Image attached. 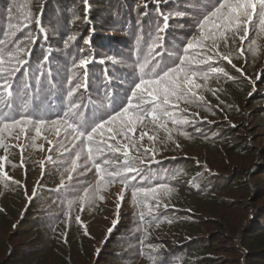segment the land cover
Here are the masks:
<instances>
[{
  "label": "trees",
  "instance_id": "trees-1",
  "mask_svg": "<svg viewBox=\"0 0 264 264\" xmlns=\"http://www.w3.org/2000/svg\"><path fill=\"white\" fill-rule=\"evenodd\" d=\"M146 2L147 9L145 8ZM207 2L208 0H175L173 3L169 0L168 3H164L161 0V10L169 15V27L166 34H162L165 36L162 47L155 49L153 52L155 59L151 60L150 63H155L162 57L164 62L171 63L174 57H169L168 52L177 49L182 51L189 37L197 34L193 25ZM10 6L13 8V16L15 17L13 23H22L29 12L32 16L30 28L17 30L15 36L11 34V30H7V9ZM178 12L183 13V15H177ZM37 16H40L42 25L39 28L35 22ZM158 26H163V20L156 11L154 0H88L87 8L84 0H0V40L22 41L18 46L24 48L25 58H28L27 53L29 50L31 51L28 63L16 77L20 82V91L28 94V110L35 108L40 113L46 114L49 119H55L67 111V93L70 89H75L72 100L80 103L81 111L86 120L106 116L111 111L121 109L126 104L134 84L138 82L139 63L148 54L149 46L155 39ZM5 31L8 32L7 35L3 34ZM29 31L31 36L25 40L24 37L28 36ZM9 46L11 47V45ZM219 52L221 56L229 57L231 63L222 58L214 61L213 66L222 68L223 72L211 74L206 81L198 80L199 87L194 91L197 96H202L203 100H194L190 104L181 101L177 116H181L179 118L182 120H185V117L203 119L206 111L209 110V112L214 111L213 117H222L219 120L220 124L214 125L215 127L210 126L213 123L211 121L208 124L204 123V127L196 128V130L188 128L189 132L187 129H183L185 128L183 123L173 125L169 122L167 125L170 126L171 131H168L158 127L160 121L154 125L150 118H147L131 133L137 139H139L141 132L146 133L138 145L140 151L130 150V155L144 161V164L139 166L143 167L145 173L151 178L150 183L148 180H144L140 181L138 185L143 184L145 187H150L167 184L172 188V191L159 194L158 206L157 200L150 199L149 202L154 211L152 214H148L147 208H145L147 214H145L144 222L139 219L142 208L140 209V206L135 208L133 201L128 205L134 214H132L133 219H128L129 222L126 227L118 226L117 234L108 239V244L112 248H118L127 254L124 258V264H153V260L149 257L155 258V264H162L164 261H167V264L214 263L212 254H210L212 244L207 241L210 235L205 238L202 237L199 228H195L193 231L195 233L186 236L183 241H177L178 235L175 233L177 227L175 226L185 229L186 225H182L181 220L190 218L194 220L195 210L189 205L171 204L177 195L172 182L180 176L179 173L172 175L171 172L177 169L178 164L181 163L179 161L181 158L160 163L173 156L158 157L157 148L163 150V154H168L170 152L167 150H172L171 154L180 155L179 152L183 151L184 148L182 149V147L187 145V140L196 137L198 141L206 140L210 144L218 143L226 146V148H231L239 156L242 153L246 154L247 150L250 149L249 138L253 134L245 138L242 137L240 132L236 131L238 124L232 120L237 119L236 117L250 116L252 117L250 123L255 118L264 120V67L258 68L255 72L258 81L262 82L261 86L255 85L253 83L254 78L248 75L247 70L244 69V67L250 66V70L259 62L264 64V34L250 33L242 50L239 41L235 45L229 43L227 46L221 43ZM156 53H161V55L156 56ZM84 58L90 61L86 68L80 63ZM238 68L242 70L243 74L237 71ZM85 72L87 73L86 77ZM228 77H232V79H228ZM25 84L28 86L27 89L24 88ZM77 84L80 85L79 88H76ZM229 88L231 89L229 90ZM232 89L243 97V102H250V106L255 104V108L245 109L242 105L239 106L237 98H233L237 94L231 93ZM13 91L14 93L16 91L15 85ZM195 108H198L199 111L196 112ZM249 122L248 124L244 122L243 126L247 127ZM192 124L194 122L190 121L189 125L192 126ZM208 125L210 127H207ZM158 129L163 130V132L158 133L156 131ZM47 132L55 137V142L63 138L62 132L58 133L55 128L48 127L44 133L41 132L39 139L47 140L48 134L45 135ZM231 133L236 134L234 138L230 136ZM148 136H153L154 139L149 140ZM181 137H184V143H181ZM174 138L176 139L175 142ZM65 147L72 149V144L66 142ZM55 148H58L57 143H55ZM144 148L148 150L147 155L144 154ZM63 154L64 158L58 164L50 161L51 156L46 157V161L49 163H45L44 166L51 167L49 170L51 173L57 170L58 172L53 177H47L51 181V185L44 181L40 184L32 183L30 189L33 188L34 184L35 186L34 192L31 191L30 196H33L36 190L47 189V192L54 193L56 198H64L68 201L75 200L76 202L73 203L76 204L75 212L81 213L78 215L79 222L76 220L75 212H69V207L62 208L64 213L62 211L59 216L46 212L50 210L49 204L46 205L47 210L43 212V218H45L35 222L37 214H34L32 208L33 206H41L37 202L43 200L42 196L38 195L24 210L22 224L20 226L19 223H17L18 226L14 223L11 224L12 229L15 226L20 230L28 227V231L30 230L31 233L29 241L31 245L28 244V247H24L25 249L14 250L9 261L3 264H37V262L41 264V256L51 246L46 247L49 242L55 241L58 244H63L64 247H67L66 251L69 252L71 249L70 232L87 229L91 220H83L82 215L85 208L94 203L81 205L77 196H82L83 188L90 185L80 184L78 193L66 190L70 188V185L77 184L78 181L74 179L75 173H73L71 181L68 180L67 173L63 179L60 177L64 171V161L69 153L63 152ZM7 156L1 155L0 157ZM114 159L116 162H120L123 157L117 154ZM8 166L13 167V163L7 157L4 168L7 178L0 175V202L3 200V195L21 192L22 187L27 192L26 183L24 186L21 183L18 184L14 176L11 175L12 170ZM39 166L40 164H38ZM89 172L94 174L95 178V170L92 169ZM253 172L264 178V158L257 156L255 163L250 166L248 172L236 175L234 178L236 185H233L232 188L239 187L237 183L241 180L248 182V179L254 176ZM251 173L252 175H249ZM187 176L190 179L187 181V186H189L188 190L191 193L181 191L179 195L203 196L205 190L201 188V185L199 187L194 186L195 183H199V175L192 177L191 174H187ZM182 178L184 179V177ZM62 180L64 181L63 186L61 185ZM79 181L83 182L82 180ZM132 183L137 182L132 181ZM93 184L94 182L91 185ZM244 185L245 187L250 186L249 184ZM253 186L252 195H255L256 198L260 197L263 192L262 184L256 183ZM221 187L224 186L217 185L216 189H221ZM247 190L249 191V187ZM28 196L29 193L25 199ZM73 204L71 207L74 206ZM261 207L259 208L263 210L258 213L260 215L252 214V217L256 216V218L261 219L260 223L256 222L259 229H256L257 231L251 230L250 232L253 233L250 234L240 235L236 248L242 254L241 256L245 255L242 258L248 262L256 260L264 264V208ZM259 208L258 210H260ZM3 210L1 206L0 216L3 215ZM20 212L18 211V218L21 217ZM60 216H64L68 223L62 225L64 229L58 230V226H61ZM153 216L156 217L155 220L152 219ZM47 217H49L50 222L44 230L43 225ZM31 220H34L33 224L30 223ZM198 237L204 239L196 240ZM44 239L45 241L49 239V242H45ZM154 248L155 251H153ZM115 252L117 251L112 253ZM35 253L37 254L35 255ZM235 255H239V252H235ZM119 262L117 260L114 263L119 264Z\"/></svg>",
  "mask_w": 264,
  "mask_h": 264
},
{
  "label": "snow or ice",
  "instance_id": "snow-or-ice-1",
  "mask_svg": "<svg viewBox=\"0 0 264 264\" xmlns=\"http://www.w3.org/2000/svg\"><path fill=\"white\" fill-rule=\"evenodd\" d=\"M87 2L88 0H84L86 8ZM154 2L156 11L163 20V26L157 27L155 39L149 46L148 54L139 63L138 82L134 84L126 104L121 109L91 120L84 118L80 103L72 100L75 89H70L67 93V111L55 119H49L46 114L40 113L35 108L28 110V94L20 91V82L16 77L28 63L31 51H28V58H25L24 48L18 46L22 41L0 40V148L7 152L10 147H18L21 151L20 166L24 167L23 152L28 145L20 143L22 137L34 140L40 137L42 130H47L48 127L55 128L58 133L62 132L63 138L56 143L58 150L69 153L63 165L68 180L73 179V173L83 176L92 169L95 170L94 184L84 187L83 195L77 196L81 205L93 204L97 199H102L103 190L112 184L119 183L125 189L131 190L134 203L142 209L147 208L148 214H152L154 208L149 202L150 199L157 200L158 206L159 194L171 192L172 188L167 184L138 186L140 181L148 180L150 183L151 178L145 173V169L139 166L143 165L144 161L130 155V150L140 151L138 145L146 133L141 132L139 139L131 133L147 118H150L154 125L160 121L158 127L165 130L169 122L173 125L185 123L186 121L177 116L179 103L182 101L190 104L194 100H203V97L197 96L194 91L199 87L197 81H206L211 74L223 72L222 68L213 66V62L217 59L222 58L231 63L229 57L221 56L220 44L235 45L239 41L242 50L250 33L264 34V0H208L193 25L197 34L189 37L182 51L177 49L168 52L169 57H174L171 63L164 62L163 57L155 63H150L155 59L153 56L155 49L162 47L165 39L162 34H166L169 27V15L161 10V0H154ZM163 2L168 3L169 0H163ZM171 2L174 3L175 0ZM145 8L147 9V2ZM177 15H183V13L178 12ZM14 19L13 8L10 6L7 9V30H11L13 36L21 28H30L32 23L30 12L22 23H13ZM35 22L38 28L42 27L40 16L36 17ZM3 34L7 35L8 32L5 31ZM30 36L29 31L24 39L28 40ZM31 42L34 43V41ZM155 55L160 56L161 53ZM89 62L87 58L80 61L85 68ZM237 71L243 74L241 69L238 68ZM224 75L227 76L226 73ZM27 87L25 84L24 88L27 89ZM79 87L80 85L77 84L76 88ZM30 132H34L35 136L29 137ZM7 139H13L17 143L10 145L6 142ZM148 139L153 140L154 137L148 136ZM66 142L72 144V149L65 147ZM147 152L148 150L144 149L145 155ZM117 154L122 155V161L116 162L114 158ZM6 159L7 157H0V175L5 178H7L4 171ZM82 183L78 181L66 190L78 193L79 185ZM61 185H64L63 180ZM123 197L122 190L118 195L117 213H119ZM75 202V200H69V207ZM79 219L77 216V222ZM139 219L141 222L145 221L143 210L139 213ZM152 219L155 220L156 217L153 216ZM117 222H113V228L109 229V234L115 229ZM155 250L154 248L153 251ZM149 259H152L155 264L154 257ZM162 264H167V261Z\"/></svg>",
  "mask_w": 264,
  "mask_h": 264
},
{
  "label": "rangeland",
  "instance_id": "rangeland-1",
  "mask_svg": "<svg viewBox=\"0 0 264 264\" xmlns=\"http://www.w3.org/2000/svg\"><path fill=\"white\" fill-rule=\"evenodd\" d=\"M260 67H264V64L259 62L250 70V66L244 67V69L247 70V74L254 78L253 83L257 86L262 85V82L258 81L255 74ZM259 71L260 69L258 70V74ZM230 89L231 88H229V90ZM232 92L233 94H237L233 89L231 90V93ZM234 97L237 98L236 100L239 106L242 105L245 109L249 107H251V109L255 108V104L250 106V102H243V97L239 94L233 96V98ZM195 111L197 112L199 109L195 108ZM213 115L214 111L209 112L208 110L203 119L200 117H185L184 121L186 122L183 123V125H185L183 129H187V131H189V129L196 130V128L199 129L204 127V123L208 124L211 123V121L213 123L210 126L220 124L219 120L222 117H213ZM236 118L237 119L232 121L238 124L236 131H239L242 137L245 138L253 134V136L249 138L250 149L247 150L246 154L242 153L239 156V154L235 153L231 148H226V146L218 143L210 144L206 140L198 141L196 137H194V139L190 138L187 140V145L183 146V151L179 152L180 155L171 154L172 150H167V152L170 153L163 154V150L157 148L159 152L158 157L166 155L173 156L160 163L181 158L179 160L181 163L178 164L177 169L171 172V174L173 173L172 175L177 173L180 174L179 178L172 182V186L175 188L177 195L175 196L174 202H171V204H185L195 210L194 220L191 218L181 220L182 225H186V227H184L185 229L175 226L177 227L175 229V233L178 235L177 241H183L186 236L195 233L193 232L195 228H199L202 237L205 238L207 235H210L207 241H210L209 243L212 244L210 254H212L213 264H261L260 261L254 260L248 262L243 259L242 257L245 255L241 256L242 254L236 246L240 235L250 234L253 233L250 232L251 230L255 231L259 229L256 222L260 223L261 219L256 218V216L260 215L258 214L259 212H262L263 209H260L262 208L261 206L264 208V178L253 172L254 176H249L251 178L248 179V182L241 180V182L237 183L239 187H232L236 185V180H234L236 175H242V173L248 172L250 166L255 163L257 156L264 158V120L262 118H255L250 123L251 116ZM190 121L194 122L192 126L189 125ZM244 122L246 124L249 122V125H247V127L243 126ZM210 126L208 125L207 127ZM169 127V125L166 126L167 130L171 131ZM44 131L45 130H42V133H44ZM156 131L158 133L160 131L163 132V130L160 129ZM46 134H48L47 140L42 138L39 139V137L34 140L24 137L21 138L20 143L28 145L23 152L24 167L20 166L21 151L18 147H10L7 152L0 148V156L8 155V159L13 163V167L8 166L12 170L11 175L14 176L18 184L21 183L24 186V183H26L27 185V192H25V189L22 187L21 192L17 191L16 194L12 192V195L9 193L5 194V196L3 195V200L0 202V207L2 206L4 209L2 211L3 215L0 216V264L9 261L14 250L28 247L27 245L30 244L31 233L29 232L30 230L28 231V227L20 230L16 228V226H18L17 223H19V226L22 224V217L25 214L24 210L30 206L35 197L39 195L40 197L42 196L41 198L43 199L37 202V204H41V206H33L32 208L33 212H35L34 214H37V220L35 222H39L45 218H43V212L47 210L46 205L48 204L50 205V210L46 212H51V214L55 216L61 215L60 213L63 211L62 208L69 207L68 200L56 198L57 196L54 193L47 192V189L36 190L35 194L30 196L36 183L40 184L44 181L51 185V181L48 180L47 177H53L54 174L58 172L57 170L51 173L49 171L51 167L48 166L47 168L44 166L45 163H49L46 161V157L48 155L49 157L51 156L52 158L50 161L55 164H58L59 161L61 162L64 158L63 151L55 148V137L52 136L50 132L45 133V135ZM232 134L233 133H231L230 136L234 138L236 134ZM28 136L34 137L35 133L30 132ZM175 141L176 139L174 138V142ZM6 142L10 145H15L17 143V141L13 139H7ZM184 142V137H181V143ZM136 154L138 155L137 152ZM157 160H159V158H157ZM38 164H40L39 167ZM187 174H191L192 177L199 175V183H195L194 186L199 187L201 185V188L205 190L203 196H196L193 193L192 194L196 197L186 194L179 195L181 191L184 193H191L188 190L189 186H187V181L190 180ZM249 175H252V173ZM64 176H66V173L63 171L60 177L63 179ZM182 177H184V179ZM74 179L75 181L82 180L84 185H91L92 182H95L94 174H90V172L83 176L75 175ZM32 183L35 184L33 188L30 189ZM256 183H260L263 186V192L258 198L251 193L254 187L253 185ZM244 184L250 185L248 186L249 191L247 190L248 187H245ZM217 185H222L224 187H221L222 190L220 188L216 189ZM138 186L145 187L143 184ZM122 190L124 191V197L123 201L120 202L121 207L119 213H117V203L119 202L118 195ZM28 193L29 196L25 199ZM101 196L102 199H97L92 206L86 207L83 212V220H91L88 223L87 229L70 232L69 242L71 243V249L69 252L66 251L67 247H64L63 244H58L55 241L49 242V239L45 241L44 239L45 242H49L46 247L48 248V246H51L44 255L41 256V264H116L114 262L117 260L120 261L119 264H124V258L127 254L120 251L118 248H112L110 244H108V239L117 234L118 226L122 225L126 227L128 226V219H133L132 210L128 207L133 201L131 190L125 189L122 184L115 183L103 190ZM73 205V207H69V212H75L76 204ZM138 207L139 205L135 203V208ZM258 208L260 210H258ZM142 210L147 214L145 208ZM255 210L257 213L254 212ZM18 211H21V217L19 218L17 216ZM253 213L256 214L255 217H252ZM75 214L77 216L81 215L78 211L75 212ZM60 219L61 226H58V230L61 228L64 229L62 225H67L68 223V220L66 222L64 216H60ZM114 221L118 222L115 225V229L109 234V229L113 228L112 223ZM49 222L50 219L47 217L43 225L44 230L48 227L47 225ZM12 223H14V225L16 224L13 229L11 227ZM30 223L33 224L34 220H31ZM191 223L193 224L190 226ZM202 237H198L196 240L204 239ZM114 251L117 252L112 253ZM235 252H239V255H237L238 257L235 255ZM36 254L37 253H35V255Z\"/></svg>",
  "mask_w": 264,
  "mask_h": 264
}]
</instances>
